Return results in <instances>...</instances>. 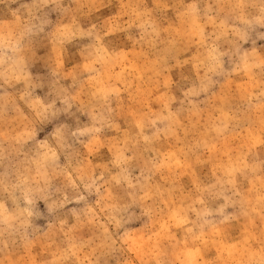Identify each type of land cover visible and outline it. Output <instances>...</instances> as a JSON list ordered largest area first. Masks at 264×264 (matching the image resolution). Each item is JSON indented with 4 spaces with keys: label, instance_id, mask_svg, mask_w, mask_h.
Returning <instances> with one entry per match:
<instances>
[{
    "label": "rangeland",
    "instance_id": "rangeland-1",
    "mask_svg": "<svg viewBox=\"0 0 264 264\" xmlns=\"http://www.w3.org/2000/svg\"><path fill=\"white\" fill-rule=\"evenodd\" d=\"M3 42L0 180L46 191L0 264H264V0H0Z\"/></svg>",
    "mask_w": 264,
    "mask_h": 264
},
{
    "label": "clouds",
    "instance_id": "clouds-1",
    "mask_svg": "<svg viewBox=\"0 0 264 264\" xmlns=\"http://www.w3.org/2000/svg\"><path fill=\"white\" fill-rule=\"evenodd\" d=\"M0 46L8 47L9 44L7 42H3L2 44H0ZM12 51L14 53L19 51V46L17 43H13ZM0 75L3 74L0 73ZM14 167L15 165L12 160L0 156V169L4 170L6 173H10L12 172ZM39 176H40L39 173H37V176L35 177L26 176L22 174L16 180V182H12V183L6 180H0V200L4 199L5 197H12L17 192H19L22 194L23 199L27 201L28 205L31 206L35 202V199L42 198L44 192L46 191L45 188H41L39 186L40 184ZM31 214H32L31 212L27 213L28 216H30ZM17 219H20V217L18 216ZM25 222H26L25 220H21V224Z\"/></svg>",
    "mask_w": 264,
    "mask_h": 264
}]
</instances>
